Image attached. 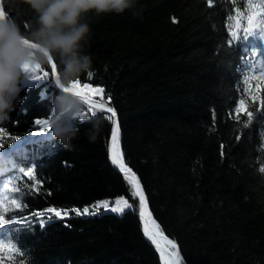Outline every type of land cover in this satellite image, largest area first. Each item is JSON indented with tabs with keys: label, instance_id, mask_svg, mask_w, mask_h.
<instances>
[{
	"label": "trees",
	"instance_id": "1",
	"mask_svg": "<svg viewBox=\"0 0 264 264\" xmlns=\"http://www.w3.org/2000/svg\"><path fill=\"white\" fill-rule=\"evenodd\" d=\"M249 2L136 0L123 14L86 18L91 73L74 84L115 110L124 161L182 264H264V40L243 39ZM3 8L22 31L34 24L18 0ZM32 75L0 126V199H16L0 213L17 221L0 239L12 233L19 249L2 264H162L133 186L109 158L111 116L83 103L85 116L105 121L101 137L90 143L84 123L64 148L49 132L50 65ZM117 198L131 206L121 215L92 209Z\"/></svg>",
	"mask_w": 264,
	"mask_h": 264
},
{
	"label": "clouds",
	"instance_id": "2",
	"mask_svg": "<svg viewBox=\"0 0 264 264\" xmlns=\"http://www.w3.org/2000/svg\"><path fill=\"white\" fill-rule=\"evenodd\" d=\"M16 3L17 0H9ZM34 13V24L21 30L16 19L3 8L0 0V126L11 119L21 100L23 84L35 79L32 70L56 64L55 91L44 98L51 105L50 135L64 148L81 124L90 125L88 140L100 139L105 121L85 116L84 104L70 89L82 74L91 73L92 58L83 47L90 34L86 18L95 14H123L133 10L136 0H18Z\"/></svg>",
	"mask_w": 264,
	"mask_h": 264
},
{
	"label": "snow or ice",
	"instance_id": "3",
	"mask_svg": "<svg viewBox=\"0 0 264 264\" xmlns=\"http://www.w3.org/2000/svg\"><path fill=\"white\" fill-rule=\"evenodd\" d=\"M243 19L246 21V24L243 27V39L247 40L249 38L250 35H254L257 32H259L260 35V39L264 40V3L262 4H255L252 3L251 0L249 2L248 5V9H247V15L243 17ZM233 28V32H232V37L235 38L237 35V30H239L241 28V23L239 19H236L234 24L232 25ZM255 51V50H254ZM53 69H55V65L52 66ZM36 78V77H35ZM264 78V77H262ZM78 86V82L77 84H74L72 86L73 89H76ZM90 91H95L93 89H90V87L85 84L82 88H80L79 91H72V94L79 97L81 99V101H83L84 103H89L91 104L92 101L89 100L87 98V94ZM102 91V89L100 90ZM109 102H110V98H109ZM245 109V104L244 101L241 100L240 101V106L237 109V111H242ZM105 111L110 112L112 117H115V110L114 109H105ZM95 113L93 112V115ZM248 116L251 117V113H248ZM114 124V128L112 130L111 136H112V141H113V145L115 147L116 141H117V130H118V122L113 120L112 121ZM37 123L39 124V121H37ZM112 161L114 164H118V160H117V156L114 152V154L112 155ZM121 171L125 172V174L129 177V183L132 184L133 186V194L134 195H139L140 198V207H141V216L144 215V208H145V197L143 194V191H136L139 188V181L135 178L134 174L131 173L130 169H127L125 166H123L122 164H119ZM21 174L23 175H31V173L29 172H22ZM20 174V175H21ZM12 179L15 178H10L9 182H11ZM15 205L16 204V199H8L7 197H4L3 199H0V208H3V206L5 205ZM123 204V207H121V205ZM109 202L108 201H103V202H98L96 205H94V209L95 210H99V208L103 207L106 211H111L114 213H120L123 214L124 212V208L125 207H131L126 200H123V198H117L114 201V206L109 208ZM77 211V214L79 215V211ZM48 213H54L56 217H61V212L55 208H48L47 209ZM84 213L87 214L88 213V208L84 209ZM94 214V213H93ZM38 215L43 216V213H38ZM65 216H67V212L64 213ZM49 219H51V217H48ZM10 222H17L16 221V217L11 216L8 217V220L4 219V216L2 213H0V230L4 229L5 225L10 223ZM41 223V226H43V223ZM19 231V229H17V232ZM15 240V237L13 236L12 233H6V239H0V264H2V261L5 257L7 256H11L14 253L15 254H19V249L16 248V244L13 242Z\"/></svg>",
	"mask_w": 264,
	"mask_h": 264
},
{
	"label": "water",
	"instance_id": "4",
	"mask_svg": "<svg viewBox=\"0 0 264 264\" xmlns=\"http://www.w3.org/2000/svg\"><path fill=\"white\" fill-rule=\"evenodd\" d=\"M53 65H55L54 62L52 64H50V68H51V72H52L53 79H54L55 78V75H56V67H55V69H53V67H52ZM70 91L72 92V91H79V90L78 89H73V90H70ZM87 98L89 100H91L92 103L91 104L85 103V104H87V105H89L91 107L100 109V110L106 112L107 114H109L111 116V113L105 111V109H113L112 107H110L109 105L103 103L102 101H100L98 99H95V98H92V97H89V96H87ZM111 119H112V121L115 120V121L118 122V117H117L116 112H115V117H112L111 116ZM112 126H113L112 127V130H113V128H114L113 122H112ZM117 139H118V147H119V152H118L119 162H120V164H122L123 166H125L127 169H130L128 167V165L124 161L123 154H122V150H121L119 122H118V130H117ZM112 146H113V141H112V136H111L110 142H109V158L111 160V163H112V165L119 172H121L126 178L129 179V177L125 174V172L121 171L120 166H118L117 164H114L113 163V161H112V155H113V153H112ZM131 173L134 174L135 178L139 181V188L136 191L138 192V191L142 190L143 191V194H144V197H145L144 215L141 216L140 198H139V195H137L138 200H139V217H140V220H141V223H142L143 232L145 231L144 228L150 229V221H153L154 225L157 228V225H156V223L154 221L152 212H151L150 207H149L148 198H147L146 193L144 191V188H143V186L141 184V181L138 178V176L136 175V173H134L132 170H131ZM144 234H145V232H144ZM160 234L166 240V242H167L168 245L165 244V243L160 242L159 245H158V248H157V247H155V245L149 239H147L146 235H145V237H146V240L155 247V249L157 250V252L159 253V255H160V252H163V253L167 254L170 258H172V260L174 261V263H176V264H182L183 259L181 257V254H180V251L178 249L177 244L174 241H172L169 237H167L166 235H164L162 233H160Z\"/></svg>",
	"mask_w": 264,
	"mask_h": 264
},
{
	"label": "bare ground",
	"instance_id": "5",
	"mask_svg": "<svg viewBox=\"0 0 264 264\" xmlns=\"http://www.w3.org/2000/svg\"><path fill=\"white\" fill-rule=\"evenodd\" d=\"M114 152H115V154L117 156V160L119 162L118 139L116 141L115 147H114V145L112 146V153L114 154ZM119 164H120V162L117 165L119 166ZM144 230H145L144 232H145L147 239H149L155 245V247L158 248V245L160 242L167 244L166 240L162 237L159 230L154 225L153 221H150V229L144 228ZM160 258H161L162 264H176V263H174L172 258H170L167 254H165L163 252H160Z\"/></svg>",
	"mask_w": 264,
	"mask_h": 264
},
{
	"label": "rangeland",
	"instance_id": "6",
	"mask_svg": "<svg viewBox=\"0 0 264 264\" xmlns=\"http://www.w3.org/2000/svg\"><path fill=\"white\" fill-rule=\"evenodd\" d=\"M99 202H103V201H99ZM96 204H94V205H96ZM94 205H92V209H93L94 212H99V213H101V212L102 213L111 212V211H106L103 207L99 208V210L97 211V210L94 209V207H93ZM108 206H109V208L113 207L114 206V202H109V205ZM121 207H123V205H121ZM127 209H128V207H125L124 208V211H126ZM88 211L90 212L89 209H88ZM112 213H114V212H112ZM115 214L121 215L120 213H115Z\"/></svg>",
	"mask_w": 264,
	"mask_h": 264
}]
</instances>
